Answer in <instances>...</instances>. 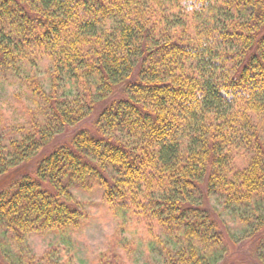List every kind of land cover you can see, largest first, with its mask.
Instances as JSON below:
<instances>
[{
    "label": "trees",
    "instance_id": "1",
    "mask_svg": "<svg viewBox=\"0 0 264 264\" xmlns=\"http://www.w3.org/2000/svg\"><path fill=\"white\" fill-rule=\"evenodd\" d=\"M6 85L0 264H71L30 242L87 225L76 190L117 218L94 264H219L211 198L264 202V0H0Z\"/></svg>",
    "mask_w": 264,
    "mask_h": 264
},
{
    "label": "rangeland",
    "instance_id": "2",
    "mask_svg": "<svg viewBox=\"0 0 264 264\" xmlns=\"http://www.w3.org/2000/svg\"><path fill=\"white\" fill-rule=\"evenodd\" d=\"M38 71L44 78V69L40 67ZM17 88V85L0 88V116L7 119L10 124H20L25 120L21 105L13 97ZM25 100L30 103L28 97ZM91 119L93 122L96 115L93 114ZM77 127L74 126L69 131L73 132ZM58 144L56 142L51 148ZM76 195L83 201L95 203L89 207L93 218L80 232L69 235L68 241L65 242H62L56 233L33 237L30 242L32 252L40 253L55 247L56 257H70L71 264H94L96 257L108 244L117 218L102 206L100 193L90 194L76 190ZM211 206L219 216L223 232L224 250L219 264H258L259 258L264 259V202L248 207H236L227 206L219 198L212 197ZM12 249L16 251V248ZM7 252L12 259V252L10 253L8 249ZM147 258L148 254L144 249L137 254L139 263H144Z\"/></svg>",
    "mask_w": 264,
    "mask_h": 264
}]
</instances>
